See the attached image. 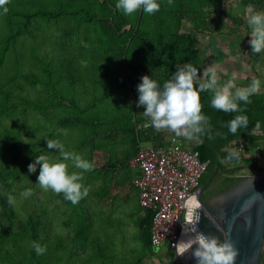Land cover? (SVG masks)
Listing matches in <instances>:
<instances>
[{
	"label": "rangeland",
	"instance_id": "1",
	"mask_svg": "<svg viewBox=\"0 0 264 264\" xmlns=\"http://www.w3.org/2000/svg\"><path fill=\"white\" fill-rule=\"evenodd\" d=\"M157 2L159 11L131 15L116 8L118 0H10L6 14L0 9V132L12 142V148L0 145V264H182L165 247L149 245L129 166L140 146L175 133L156 130L136 106L141 81L121 83L128 75L120 46L144 35L174 62L170 43L178 32L195 40L201 75L212 65L238 75V68L257 64L251 74L262 87L263 51H251L247 10L264 11V0ZM56 8L69 13L54 15ZM179 57L186 63L181 51ZM123 58L136 75L145 72L133 54ZM166 76L158 79L161 86ZM49 139L94 165L85 172L64 161L89 189L78 204L41 188L39 166L28 172L41 155L61 160L47 149ZM238 146L258 158L226 164L236 168L234 176L264 171V141L232 148ZM28 189L32 195H23ZM33 242L46 248L43 255Z\"/></svg>",
	"mask_w": 264,
	"mask_h": 264
},
{
	"label": "clouds",
	"instance_id": "2",
	"mask_svg": "<svg viewBox=\"0 0 264 264\" xmlns=\"http://www.w3.org/2000/svg\"><path fill=\"white\" fill-rule=\"evenodd\" d=\"M9 2L10 0H0V9H3L5 14L9 10L6 7ZM116 8L126 15H131L141 8L144 12L153 14L160 10V4L157 0H118ZM247 11V21L251 28L249 45L251 51L258 54L264 51V11H255L251 5ZM218 80L215 65L209 66L201 75L191 63L177 65L171 79L162 86L148 75H144L137 85L136 106L144 109L143 115L150 118L156 130H169L176 136L191 140L203 133L209 124V118L203 114L201 92L211 90L214 93L210 103L211 107L218 111L243 112L245 110L240 108L239 102L250 103L249 98L258 93L261 87L259 79H253L249 86L240 88L235 84V77L222 86L218 84ZM248 123L247 115H237L228 122V131L236 134L238 129L247 128ZM259 127L257 122L256 129ZM46 144L47 149L60 153L61 160L53 161L41 155L28 165V172L35 173L39 166L37 183L41 188L50 189L58 195L63 194L73 205L78 204L88 195L89 189L82 183V173L69 172V165L64 161L71 160L77 169L85 172L92 171L94 165L80 155L67 152L59 140L49 139ZM238 155L237 152L230 151L227 159L238 158ZM23 195H32V190H26ZM8 200L9 203L13 202L11 196ZM200 207L197 194H192L184 200L183 229L188 238L175 245L177 256H183L195 246L193 256L197 264H234L237 251L229 240L221 241L219 237L198 230ZM32 246L38 255H43L46 251V248L36 242H33Z\"/></svg>",
	"mask_w": 264,
	"mask_h": 264
},
{
	"label": "trees",
	"instance_id": "3",
	"mask_svg": "<svg viewBox=\"0 0 264 264\" xmlns=\"http://www.w3.org/2000/svg\"><path fill=\"white\" fill-rule=\"evenodd\" d=\"M45 10L46 9L40 10V13H42L41 16L47 15L45 14ZM64 13H69V10H65V8H59L57 10L56 8V13H54V15L58 16ZM172 37L174 38L170 43V48H172L173 54L179 55V52L181 51L185 56L184 61L186 63L191 62L195 68H198L200 54L199 50L195 47V40L192 38H186L184 34L178 32L175 34L173 33ZM183 41L186 43L185 45L182 44ZM154 44L155 42L149 40L147 36L140 35L133 38L132 41L129 42V45L124 43L120 46L122 54L120 53V57H118V59L121 66H124V71H127L126 73L128 75L121 79V83L124 86H130V81L132 84L140 82L141 77L144 75H148L157 82L158 79L161 81L164 75H167L166 77L170 80L172 74L176 71V66L183 63L178 60L180 59V57L178 58V55L174 57V62H166L164 57L153 47ZM128 53L137 57L135 60H138L144 66L145 72H139L137 75L135 74L133 62L127 64L123 58V56H126ZM262 60L264 62V51ZM213 95L214 93L211 90L200 93L201 103L203 104V114L209 118V124L206 126L205 131L197 136L199 140L192 148L197 151L201 160H208L206 171L209 173L212 172L214 168L217 156L219 157V173L223 175V184L227 187L240 177L233 175L236 168H226V166L222 164V161L231 162L238 161L243 158V154L234 150L232 145H240L242 143L252 144L264 141V88L249 98L250 103L245 104L243 101L239 102L240 108L245 110L243 112L224 113L212 108L210 102ZM241 114L248 116V127L238 129L236 134L230 133L227 127L228 122L235 118V116ZM257 122L260 124L259 129H256ZM8 138L11 137H4L0 132V145L5 148L7 146L12 148V142ZM20 147L24 148L21 144ZM230 151L237 152L239 154L238 158L234 157L231 160H228L227 157ZM204 173L199 178V182L203 181L209 174L205 175ZM145 215V219L148 224V243L151 246V213L145 210Z\"/></svg>",
	"mask_w": 264,
	"mask_h": 264
},
{
	"label": "built area",
	"instance_id": "4",
	"mask_svg": "<svg viewBox=\"0 0 264 264\" xmlns=\"http://www.w3.org/2000/svg\"><path fill=\"white\" fill-rule=\"evenodd\" d=\"M192 147L182 136L173 134L140 146L129 163L137 170L132 185L138 190L140 206L151 213V246H163L177 258L181 256H177L175 245L188 238L183 229L184 200L192 194L198 197L199 178L208 165ZM256 174L264 171L257 170Z\"/></svg>",
	"mask_w": 264,
	"mask_h": 264
},
{
	"label": "water",
	"instance_id": "5",
	"mask_svg": "<svg viewBox=\"0 0 264 264\" xmlns=\"http://www.w3.org/2000/svg\"><path fill=\"white\" fill-rule=\"evenodd\" d=\"M217 156L214 168L202 185L210 183L219 171ZM199 200V231L227 239L237 251L234 264H260L264 243V174L240 177L222 190L211 202ZM193 249L177 258L182 264H197Z\"/></svg>",
	"mask_w": 264,
	"mask_h": 264
},
{
	"label": "crops",
	"instance_id": "6",
	"mask_svg": "<svg viewBox=\"0 0 264 264\" xmlns=\"http://www.w3.org/2000/svg\"><path fill=\"white\" fill-rule=\"evenodd\" d=\"M249 68H251V67H249ZM257 68H258V66H257V64H256V66L254 67H252L251 69H249L248 71L247 70H241V69H239L238 68V71H239V74L238 75H228V71L227 70H217V75H218V78H219V80H218V84L220 85V86H222L223 84H225L228 80H230V79H232L233 77H235V84H236V86L238 87V88H240V87H247V86H249L250 84H251V82H252V80L253 79H255V78H253V75L251 74V72L252 71H254V70H257ZM255 74V73H254ZM264 88V86H262L261 88H260V90H262ZM167 137H161V140H164V139H166ZM160 140V141H161ZM198 137H194L193 139H192V141H190L189 139L187 140L188 142H190V145L191 146H195L196 145V143L198 142ZM261 142V141H260ZM260 142H258V143H252V144H246V145H249V146H258L259 145V143ZM151 144H155V143H151ZM150 144V145H151ZM144 146V145H143ZM233 146V145H232ZM240 153L241 154H243V158L241 159V160H238V161H244V163H247V162H250L251 163V161L253 162V160L252 159H257L258 157L257 156H255V157H253L254 156V154L252 153V151H251V149H249V150H241L240 151ZM231 162H234V161H231ZM231 162H225V161H222V164H224L225 166H226V168H231V167H228L226 164H228V163H231ZM254 162H255V160H254ZM131 168V167H130ZM130 170H132L133 171V175H135L136 173H137V170H135V169H130ZM133 186V185H132ZM133 188H134V190H135V192H136V196L138 197L137 199H138V202H139V193H138V190H136V188L133 186ZM138 205H139V207H140V209H142L143 211H144V213H145V209H143L141 206H140V203H138Z\"/></svg>",
	"mask_w": 264,
	"mask_h": 264
},
{
	"label": "flooded vegetation",
	"instance_id": "7",
	"mask_svg": "<svg viewBox=\"0 0 264 264\" xmlns=\"http://www.w3.org/2000/svg\"><path fill=\"white\" fill-rule=\"evenodd\" d=\"M208 173L209 172L206 171L204 174L206 175ZM210 174L211 172L208 174V176L203 181L199 182V186H198V190H199L198 198L200 197V194L202 193L203 199L208 203L211 202L222 190H224V188H226V186L223 184L224 177L218 171L217 174L212 178L210 183L205 187V189H203L204 191L202 192L201 187L205 183V181L208 179ZM200 205L202 207L201 202H200ZM261 260H264V251L262 252Z\"/></svg>",
	"mask_w": 264,
	"mask_h": 264
}]
</instances>
